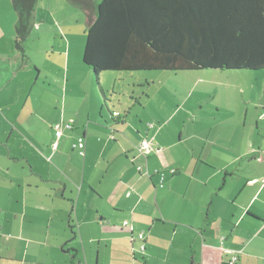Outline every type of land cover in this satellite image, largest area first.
I'll use <instances>...</instances> for the list:
<instances>
[{"label": "crops", "instance_id": "1", "mask_svg": "<svg viewBox=\"0 0 264 264\" xmlns=\"http://www.w3.org/2000/svg\"><path fill=\"white\" fill-rule=\"evenodd\" d=\"M68 3L39 0L22 57L12 47L16 19L0 0V264H228L233 255L237 264H264V150L216 147L197 121L189 130L185 121L111 120L108 89L75 50L72 25L48 20ZM58 122L72 128L57 138ZM146 135L158 151L145 163L134 154ZM194 136L207 137L205 157ZM170 168L178 173L164 174L163 213L156 203L165 185L154 170ZM228 170L232 181L220 182ZM93 229L103 243L95 260L84 234ZM140 232L141 261L130 256Z\"/></svg>", "mask_w": 264, "mask_h": 264}, {"label": "trees", "instance_id": "2", "mask_svg": "<svg viewBox=\"0 0 264 264\" xmlns=\"http://www.w3.org/2000/svg\"><path fill=\"white\" fill-rule=\"evenodd\" d=\"M10 1L16 15L12 47L26 57L25 41L34 25L38 0ZM92 9L82 61L92 69L96 81L102 71L264 69V0H98ZM127 114L109 110V118L115 121H124ZM57 124L72 128L58 122L54 129ZM143 139L150 141L151 150L146 154L137 150ZM141 140L134 157L146 163L149 154L158 149L153 147L152 137ZM83 147L78 146L81 153ZM134 166L137 173L144 174L142 165ZM176 170L155 169L158 187H164L166 172L175 175ZM237 260L227 263L237 264Z\"/></svg>", "mask_w": 264, "mask_h": 264}, {"label": "rangeland", "instance_id": "3", "mask_svg": "<svg viewBox=\"0 0 264 264\" xmlns=\"http://www.w3.org/2000/svg\"><path fill=\"white\" fill-rule=\"evenodd\" d=\"M85 1L87 3L84 0H68L67 6H53L52 13L48 16L51 24L56 21H66L62 23L72 25L70 32L76 38L75 50L78 53L83 52L85 29L93 11L92 7L94 8L98 2V0ZM7 4L11 18L16 19L11 1L7 0ZM45 28L47 31L50 30L49 32L52 31L50 26ZM48 36H50L49 33L46 37ZM43 41L46 45L49 39L45 38ZM90 70L96 85L108 89L105 92L110 110H118L122 115L127 111V115L142 117L147 121L154 118L165 120L169 122L170 127L172 122L185 121L189 130H192V125L188 122L197 121L198 129L203 135H209V141H215L216 147H223L226 150L239 148L240 151L249 145L258 152L261 149L264 150V140L261 145L253 141V137L257 138L256 141L264 137V69L102 71L98 75L99 81H96L95 74L92 69ZM113 83H115L114 90L111 88ZM101 102H103L102 98ZM103 110L108 115L106 106H103ZM63 129L62 126L61 134ZM206 136L204 139L192 137L194 145L204 147L202 157L206 156L207 149L211 147L206 141ZM185 146L191 145L185 144ZM243 160L247 164L246 157ZM195 162L193 159L191 167ZM226 174L224 171L221 172L220 182L232 181L229 170ZM169 181V175H167L166 182L164 181L165 188L158 189L156 206L163 213L168 210V207L165 205L166 198L164 199L161 195L166 191ZM178 188L180 189V186ZM178 197L179 201L182 200L180 196ZM170 199L177 201L174 194ZM84 234L87 238H92L85 244L95 260L96 251L98 249L103 251L101 245L103 243L98 245L97 242L99 233L93 229L86 230ZM76 237L77 245L80 247L78 232ZM138 242L137 238L133 241L130 256L132 252L135 257L139 256ZM224 252L229 251L224 250ZM138 259L142 260L140 257Z\"/></svg>", "mask_w": 264, "mask_h": 264}, {"label": "built area", "instance_id": "4", "mask_svg": "<svg viewBox=\"0 0 264 264\" xmlns=\"http://www.w3.org/2000/svg\"><path fill=\"white\" fill-rule=\"evenodd\" d=\"M114 114H118L117 112H114ZM67 127H71L70 124L66 125ZM55 129H56V135H60L61 134V127L59 124H57L55 126ZM84 145V142L83 140L80 138L78 139V146L79 147H83ZM137 150L140 154H146L148 152H150L151 150V146H150V141L146 140V139H143L141 140V143L140 145L137 147ZM138 169H140V166H138ZM161 175L163 176V173L161 172ZM264 181V178L262 179ZM137 239L138 240H141L142 242L140 243V246L138 248L139 251H143L145 249V244H144V234L142 232H140L138 235H137ZM237 260V256L236 255H233L230 259V263L231 262H234Z\"/></svg>", "mask_w": 264, "mask_h": 264}]
</instances>
